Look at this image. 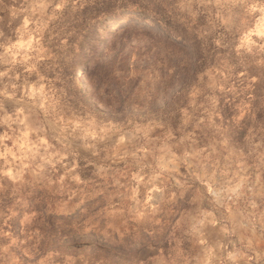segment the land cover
<instances>
[{
    "label": "rangeland",
    "instance_id": "obj_1",
    "mask_svg": "<svg viewBox=\"0 0 264 264\" xmlns=\"http://www.w3.org/2000/svg\"><path fill=\"white\" fill-rule=\"evenodd\" d=\"M0 264H264V0H0Z\"/></svg>",
    "mask_w": 264,
    "mask_h": 264
},
{
    "label": "bare ground",
    "instance_id": "obj_2",
    "mask_svg": "<svg viewBox=\"0 0 264 264\" xmlns=\"http://www.w3.org/2000/svg\"><path fill=\"white\" fill-rule=\"evenodd\" d=\"M83 81H86V79L84 78Z\"/></svg>",
    "mask_w": 264,
    "mask_h": 264
}]
</instances>
